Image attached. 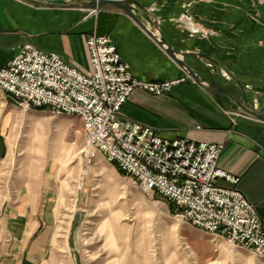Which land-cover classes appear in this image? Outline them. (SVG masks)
Masks as SVG:
<instances>
[{
	"label": "crops",
	"instance_id": "crops-1",
	"mask_svg": "<svg viewBox=\"0 0 264 264\" xmlns=\"http://www.w3.org/2000/svg\"><path fill=\"white\" fill-rule=\"evenodd\" d=\"M134 1L142 7L131 5L133 14L155 37L165 39L186 66L170 57L133 19L121 14L110 36L123 61L140 80L165 82L185 78L186 81L162 96L136 91L122 107V117L152 127L163 138L224 144L220 168L240 178L239 188L257 206L264 226V123L247 116L226 95L212 93L206 87L214 79L241 105L263 115L264 106L256 102V97L252 104L244 93L234 91L231 80L218 75L206 63L208 53H203L204 58L198 56L205 39H188L185 31L170 22L173 16L189 9L194 18L200 17L210 25L205 29L218 33L215 40L225 42L229 34L245 36V27H212L216 0ZM220 1L226 4L225 0ZM154 7L160 11H154ZM163 9L170 10L172 16ZM87 14L85 10L45 8L23 0H0V69L23 45L31 43L46 52L58 53L71 65L89 73L88 35L74 34ZM227 16L228 12L221 8V22ZM186 67L197 73L202 84L196 82ZM20 110L12 96L0 88V264H55L52 254L62 217L57 174L45 165L40 176L27 183L18 184L9 178L12 175L9 162L16 148L13 132Z\"/></svg>",
	"mask_w": 264,
	"mask_h": 264
},
{
	"label": "rangeland",
	"instance_id": "rangeland-1",
	"mask_svg": "<svg viewBox=\"0 0 264 264\" xmlns=\"http://www.w3.org/2000/svg\"><path fill=\"white\" fill-rule=\"evenodd\" d=\"M223 2L214 3L212 27H245V36L215 40L218 33L205 29L210 25L189 9L173 16L170 24L188 39H205L198 56L208 53L207 64L229 78L234 91L252 104L256 97L264 106V0ZM221 8L228 12L226 23L220 20ZM13 134L12 181L38 178L45 165L57 174L62 217L52 254L55 264H264L251 250L183 222L175 207L158 195L144 194L135 179L121 175L100 153L88 163L79 117L20 110Z\"/></svg>",
	"mask_w": 264,
	"mask_h": 264
},
{
	"label": "built area",
	"instance_id": "built-area-1",
	"mask_svg": "<svg viewBox=\"0 0 264 264\" xmlns=\"http://www.w3.org/2000/svg\"><path fill=\"white\" fill-rule=\"evenodd\" d=\"M86 47L89 73L27 43L0 69V88L24 112L47 109L79 117L88 163L102 154L135 179L144 194L172 204L183 222L264 258L257 206L241 192L240 178L220 168L224 144L163 138L152 127L122 117V107L136 91L162 96L186 79L140 80L110 35H88Z\"/></svg>",
	"mask_w": 264,
	"mask_h": 264
},
{
	"label": "water",
	"instance_id": "water-1",
	"mask_svg": "<svg viewBox=\"0 0 264 264\" xmlns=\"http://www.w3.org/2000/svg\"><path fill=\"white\" fill-rule=\"evenodd\" d=\"M26 3L45 8H58L70 10H85L88 12L83 22L74 31L78 35H110L115 29L120 20V15H126L133 19L140 27H142L155 41L165 49L166 53L172 57L177 63L186 66L185 63L177 56V52L170 46L162 37H155L154 34L147 29L146 25L140 21L134 14L131 5L142 7L134 0H23ZM108 7L118 10L113 12ZM120 12V13H119ZM188 73L196 80L197 83L202 84L196 72L191 68L186 67ZM212 93L223 94L235 101L244 113L264 123V115L247 108L238 103L234 96L227 90L220 88L214 79H212L210 87H206Z\"/></svg>",
	"mask_w": 264,
	"mask_h": 264
},
{
	"label": "trees",
	"instance_id": "trees-1",
	"mask_svg": "<svg viewBox=\"0 0 264 264\" xmlns=\"http://www.w3.org/2000/svg\"><path fill=\"white\" fill-rule=\"evenodd\" d=\"M40 110H44V109H40ZM116 166V165H115ZM117 167V166H116ZM118 168V167H117ZM118 170H119V173L121 174V175H127L125 172H123L121 169H119L118 168ZM172 207H174L172 204H170Z\"/></svg>",
	"mask_w": 264,
	"mask_h": 264
},
{
	"label": "bare ground",
	"instance_id": "bare-ground-1",
	"mask_svg": "<svg viewBox=\"0 0 264 264\" xmlns=\"http://www.w3.org/2000/svg\"><path fill=\"white\" fill-rule=\"evenodd\" d=\"M181 58V57H180ZM207 63V62H206ZM222 71V70H221ZM221 75V74H220ZM225 75V74H224ZM229 76V75H228ZM220 77V76H219Z\"/></svg>",
	"mask_w": 264,
	"mask_h": 264
}]
</instances>
